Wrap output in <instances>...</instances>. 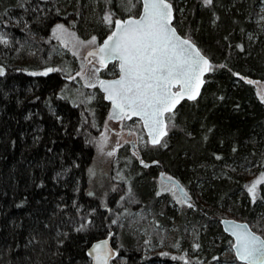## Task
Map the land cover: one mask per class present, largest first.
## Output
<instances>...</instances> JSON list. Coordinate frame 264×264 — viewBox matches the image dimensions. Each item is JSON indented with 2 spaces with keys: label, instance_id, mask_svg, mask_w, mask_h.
I'll return each mask as SVG.
<instances>
[{
  "label": "trees",
  "instance_id": "trees-1",
  "mask_svg": "<svg viewBox=\"0 0 264 264\" xmlns=\"http://www.w3.org/2000/svg\"><path fill=\"white\" fill-rule=\"evenodd\" d=\"M169 1L174 26L209 57L213 70L199 99L172 114L161 145L139 149L141 159L124 147L126 180L111 184L103 198L90 185L89 115L62 94L64 72L33 75L44 72L36 64L55 26L71 21L85 31L92 6L87 0H0V36L7 41L0 43L6 68L0 76V264H91L90 247L110 234L116 264H241L222 218L247 222L264 238V102L258 94L264 22L255 23L264 0ZM137 2L125 13L114 10L113 1V20L138 16ZM101 10L88 24L99 41L112 30L98 34ZM31 45L37 55L29 64ZM95 104L100 124L108 104L101 92ZM252 170L261 177L254 193ZM161 173L190 191L194 204L178 194L184 205H172L163 191L172 185L162 183ZM171 226L176 230L166 237ZM158 244L170 248L160 252Z\"/></svg>",
  "mask_w": 264,
  "mask_h": 264
},
{
  "label": "snow or ice",
  "instance_id": "snow-or-ice-1",
  "mask_svg": "<svg viewBox=\"0 0 264 264\" xmlns=\"http://www.w3.org/2000/svg\"><path fill=\"white\" fill-rule=\"evenodd\" d=\"M204 2L211 4L212 0ZM104 19L111 23V15H106ZM171 25L172 6L167 0H144L143 13L138 19L116 20L115 30L98 52L88 53L89 56L99 55L102 65L107 59L119 61V79L101 80L100 86L107 93L106 98L113 103L114 118L139 117L153 143H159V138L167 134L165 113H172L185 96L195 99L203 83L201 77L204 72L213 70L195 44L177 35ZM57 28L63 29L64 26L57 25ZM6 42L0 36V43ZM87 43L95 44L96 38ZM52 71L58 69L48 68L33 75H47ZM3 74L4 70L0 68V76ZM175 84L180 87L173 92ZM259 183L260 180L253 182L249 192L254 193ZM236 227L238 230L233 235L237 258L248 264H264V240L244 225ZM95 252L97 264H108L110 256L106 242L97 245Z\"/></svg>",
  "mask_w": 264,
  "mask_h": 264
},
{
  "label": "rangeland",
  "instance_id": "rangeland-1",
  "mask_svg": "<svg viewBox=\"0 0 264 264\" xmlns=\"http://www.w3.org/2000/svg\"><path fill=\"white\" fill-rule=\"evenodd\" d=\"M113 1L115 9L110 6ZM137 4V0H87L85 5L92 6V19L89 20L92 22L91 24H94L100 7H102L101 11L103 17L111 15V23L104 19V22L98 26V34L104 36L106 34V30L111 25V32L114 29L116 20H113L112 9L116 11H118V8L124 9L125 13H129L133 12V10L135 11ZM179 14V18L182 19L183 16L181 13ZM132 15L134 16V14ZM87 20L88 18L86 21ZM262 22H264V9L260 6V8L257 9L255 23H257V26L259 27ZM88 24L85 31H82L77 27L76 23L71 21L58 23L57 25H63L64 28L58 29L56 25L51 34V39L44 40V45L40 49L41 53L39 55H41L44 51L45 54L43 56H38L40 63L36 64L39 65L36 67L38 69L37 71H45L48 68L62 70L68 78L67 85L64 87L62 94L66 96L72 104L78 105L86 114L89 115L90 120L88 123L86 122V124L91 132V142L95 152L94 162L89 172L90 185L92 191H95L98 195L103 194V198H105L110 192L113 184L118 186L120 182H125L126 180L123 172H120L123 164L129 165L130 162V160H128L129 158L125 156L126 154H121L124 147H127L130 156L136 158L137 153L133 150L131 151V142L134 141L136 147L140 150H146V147L150 146V144L143 125L139 120L128 122L125 119H108L109 105H107L104 120L101 121L100 124L96 122L95 102L100 93L98 84L101 78L113 77L116 75L117 66L113 65L110 66L111 68L108 67L103 69L99 66V63L94 57L86 58L89 52L94 49H98L102 41L106 39V37H104L102 41H99L98 37L100 36L96 35L94 28L89 27ZM93 37L96 38V43H87ZM34 50L36 51V48L31 45L26 51L27 54L25 56V60L29 64L34 62L35 58L33 56L37 55ZM42 57H44V61H41ZM19 62L20 61H18V63ZM97 69L99 71H96ZM91 85L95 86L93 87ZM258 94L264 102V82H260L258 84ZM102 97L104 98L103 94ZM167 120L169 122L173 121L174 116L170 115ZM129 133L131 135H128ZM126 157L128 159H126ZM259 179H261V177H256L255 171H249V180L252 181V184ZM163 191L170 193L171 198L173 199L172 205H174V201L178 203V207L184 205L173 185L170 188H164ZM188 192V194L191 195V198L194 199L190 191ZM175 230L176 227L174 226L168 228L166 231V237H169V234ZM157 246H159L158 248L160 249V252H165V250H168L167 248H170L169 244H158ZM228 252L229 251L227 250L225 254ZM225 264L232 263L226 261Z\"/></svg>",
  "mask_w": 264,
  "mask_h": 264
},
{
  "label": "water",
  "instance_id": "water-1",
  "mask_svg": "<svg viewBox=\"0 0 264 264\" xmlns=\"http://www.w3.org/2000/svg\"><path fill=\"white\" fill-rule=\"evenodd\" d=\"M167 2L170 3L171 6H172V25H171V26L174 27V28L176 29L177 35H179V36L182 37V38H186V37L182 36V35L180 34V32L178 31V29L174 26V20H175V9H174L173 4H172L169 0H167ZM143 3H144V0H141L142 7H141V12H140V14H139L138 16H129V17H126V18H123V19L120 18V19H117V20L125 21V20L133 19V18L138 19L139 16L143 13ZM115 22H116V21H115ZM114 30H115V24H114V29H113V31H114ZM113 31H112V32H113ZM112 32H111V34H112ZM111 34H110V35H111ZM110 35H109V36H110ZM109 36H108V37H109ZM108 37H107V38H108ZM107 38H106V39H107ZM106 39H105V40H106ZM187 39H188V38H187ZM105 40H104V41H105ZM189 40H190V39H189ZM104 41H103V42H104ZM190 41H191L192 43H194L192 40H190ZM194 44H195V43H194ZM102 45H103V43H102ZM102 45H101V46H102ZM195 46H196L197 49H199L200 53H201V54H202V55H203V56L209 61L210 65H212L211 60L209 59V57L206 56V55L202 52V50L199 48V46H198L197 44H195ZM98 49H99V48H98ZM98 49L92 50L91 52H98ZM95 57H96L99 61L101 60V57H100L99 55H95ZM114 62H117V63H118V69H119V61H118V60L107 59L106 62H105L103 65H108V64H110V63H114ZM0 68H2V69L4 70V72L6 71V68L3 67L2 65H0ZM49 73H51V72H49ZM209 73H210V71H205L204 74H203V76L201 77V80L203 81V83L200 84V86H199V94L196 95V98H195V99H188V98L185 96L183 99H181V100L179 101V103L176 104V106H175V108L173 109L172 113H167V112L165 113V131H166V133H167V129H168L167 116L170 115V114L175 113L176 110L179 108V106H180L183 102H185V101L193 102V101H196V100L199 99V97L201 96V94H202V92H203V89H204V87H205V84H206V78H207V76L209 75ZM119 75H120V69H119ZM115 79H119V76H118L117 78H114V79H103V81H112V80H115ZM179 87H180L179 84H175V85L173 86V89H172L173 92L177 91V90L179 89ZM98 88H99V90L101 91V93L104 95L105 100H106L108 103L111 104V116H110V117H111V118H114V115H113V113H114V108H113V103H112V101H110V100H108V99L106 98V97H107V93L103 90V88H101L100 83H99ZM194 94H195V93H194ZM129 115H131V114H129ZM114 119H116V120H120V119H117V118H114ZM125 119H126L127 121H130V120H133V119H137V120H139V121L142 123L143 128H144V130H145V132H146V135H147V138H148L149 144H150L151 146H159V145H161V144L163 143L164 139H165L166 136H167V134H166V135H162V136L159 138V143H153V142H152V138L148 135V129L144 127L143 121H142L139 117H137V116H131L130 119H128V118H125ZM131 145H132V150H133L134 152H136V153L138 154L139 158L141 159V155H140V153H139L138 150H137V147H136L135 142L132 141ZM161 180H163V181H164L165 183H167V184H172V185H174L175 188H176V190L179 192V194H180V196H181V199L183 200V202H184L185 204H188V205H192V204H194L193 199L191 198V196L188 194L187 190L183 187V185H182L178 180H176L175 178H172V177H165L164 174H161ZM220 223H221V225H222V228H223L224 232H225L227 235H229V236L233 239L234 245H235V243H236V238H235V236L233 235V232L236 231V230H238L237 227H236L237 225H244V226L246 227L247 230H249V231H251L252 233H254V234H255L258 238H260L261 240H264V238H263L261 235L257 234L256 232H254V231L252 230V228L250 227V225H249L247 222H242V221H238V220H235V219H229V218H222V219H220ZM112 238H113V234H110V235L108 236V238H105V239H103V240L97 241V242H95V243L90 247V249H89V251H88V256H89V258H90L91 264H97V260H96V252H95V248H96V246H97V245H100V244H104L105 242H106V249H107V251L109 252V256H110V258L108 259V264H116L115 262H116V259H117V251H116L115 247L113 246ZM234 245H233V251H234V255H235L236 259H237L241 264H248L247 261H242V260H239V259L237 258V256H236V250H235V248H234ZM102 251H103V249H102ZM89 253H92V254L90 255Z\"/></svg>",
  "mask_w": 264,
  "mask_h": 264
},
{
  "label": "flooded vegetation",
  "instance_id": "flooded-vegetation-1",
  "mask_svg": "<svg viewBox=\"0 0 264 264\" xmlns=\"http://www.w3.org/2000/svg\"><path fill=\"white\" fill-rule=\"evenodd\" d=\"M107 38V37H106ZM105 40V39H104ZM103 40V41H104ZM103 41H102V43H103ZM102 43L99 45V47L102 45ZM95 50V49H94ZM90 57H94L96 60H97V62L99 63V66L101 67V68H103V69H106V68H108V67H110V66H113V65H116L117 66V74L116 75H114L113 77H107V78H103V79H114V78H117L118 76H119V69H118V63L117 62H114V63H110V64H108V65H102L101 64V62L95 57V56H89L88 54H87V56H86V58H90ZM111 68V67H110ZM54 71H52L51 73H53ZM58 72L59 73H61L62 72V70H59L58 69ZM51 73H48V74H51ZM64 79L66 80V81H68V78L67 77H64ZM69 79H71V78H69ZM102 78H101V80H103ZM100 80V81H101ZM98 86H99V84H98ZM101 92V91H100ZM104 96V95H103ZM104 100H105V98H104ZM106 101V100H105ZM107 102V101H106ZM108 103V102H107ZM107 105H109L110 107H109V116H108V119L109 118H111L110 116H111V104L110 103H108ZM126 120V119H125ZM133 120H136V119H133ZM133 120H130V121H133ZM127 121V120H126ZM130 121H128V122H130ZM128 135H131L130 133L128 134ZM132 143V142H131ZM132 146V145H131ZM151 146V145H150ZM151 147H155V146H151ZM132 148V147H131ZM137 150H138V152H139V148H137ZM131 151H132V149H131ZM140 153V152H139ZM136 156H138V154H136ZM139 157V156H138ZM161 174H163V173H161ZM160 177H161V175H160ZM166 177V176H165ZM168 177V176H167ZM163 181V180H162ZM164 182V181H163ZM165 183V182H164ZM167 184V183H166ZM169 185H171V184H169ZM174 186V185H173ZM175 187V186H174Z\"/></svg>",
  "mask_w": 264,
  "mask_h": 264
},
{
  "label": "bare ground",
  "instance_id": "bare-ground-1",
  "mask_svg": "<svg viewBox=\"0 0 264 264\" xmlns=\"http://www.w3.org/2000/svg\"><path fill=\"white\" fill-rule=\"evenodd\" d=\"M57 44V43H56ZM43 73V72H42ZM103 79V78H102ZM169 125V124H168ZM171 132V131H170ZM150 147V146H149ZM156 147V146H155ZM127 152V151H126ZM130 152V151H129ZM126 156V155H125ZM144 160V159H143ZM145 161V160H144ZM139 163V162H138ZM145 163V162H144ZM148 163V162H147ZM150 164V163H149ZM130 182H131V180H130ZM123 184V183H122ZM178 192V191H177ZM178 194H179V192H178ZM180 195V194H179ZM180 198H181V196H180ZM230 219V218H229ZM236 220V219H235ZM242 222H244V221H242ZM251 227V226H250ZM253 230V229H252ZM254 231V230H253ZM255 232V231H254ZM258 234V233H257ZM260 235V234H259Z\"/></svg>",
  "mask_w": 264,
  "mask_h": 264
}]
</instances>
